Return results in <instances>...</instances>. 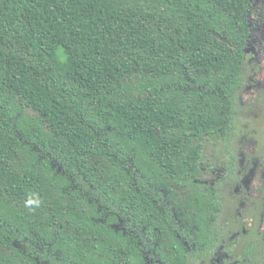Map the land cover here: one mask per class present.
I'll return each mask as SVG.
<instances>
[{
    "label": "trees",
    "instance_id": "16d2710c",
    "mask_svg": "<svg viewBox=\"0 0 264 264\" xmlns=\"http://www.w3.org/2000/svg\"><path fill=\"white\" fill-rule=\"evenodd\" d=\"M249 11L0 0V264H186L234 177Z\"/></svg>",
    "mask_w": 264,
    "mask_h": 264
},
{
    "label": "rangeland",
    "instance_id": "374dc122",
    "mask_svg": "<svg viewBox=\"0 0 264 264\" xmlns=\"http://www.w3.org/2000/svg\"><path fill=\"white\" fill-rule=\"evenodd\" d=\"M246 1L250 9V31L244 61L247 76L237 93L238 106L242 111L238 116L231 151L236 158V174L247 190L242 187L237 193L227 190L225 203L228 212L234 206L237 212L248 219L253 216L252 209L257 206L260 210L264 209V0ZM225 159L218 142L210 145L206 149L200 166L201 176L197 181L211 182L223 171ZM229 198L237 199V205ZM227 220L228 214H225L224 221Z\"/></svg>",
    "mask_w": 264,
    "mask_h": 264
},
{
    "label": "flooded vegetation",
    "instance_id": "af4514ba",
    "mask_svg": "<svg viewBox=\"0 0 264 264\" xmlns=\"http://www.w3.org/2000/svg\"><path fill=\"white\" fill-rule=\"evenodd\" d=\"M234 167L233 180L220 185L218 189L221 212L215 227H210L206 231L207 235L200 241L193 235L190 244L183 242L186 264H264V209L260 210L257 206L259 211L255 213L256 209H252V218L246 219L234 206L229 213L225 203L227 190H234L235 193L240 187L247 190L244 182L239 181L240 176L236 174L235 165ZM225 173L223 164V171L211 182H197L214 189L216 184H221L218 180L226 175ZM229 200L237 205V199ZM225 214H228L227 222L224 221Z\"/></svg>",
    "mask_w": 264,
    "mask_h": 264
},
{
    "label": "clouds",
    "instance_id": "9594fccd",
    "mask_svg": "<svg viewBox=\"0 0 264 264\" xmlns=\"http://www.w3.org/2000/svg\"><path fill=\"white\" fill-rule=\"evenodd\" d=\"M29 203H31V201Z\"/></svg>",
    "mask_w": 264,
    "mask_h": 264
}]
</instances>
